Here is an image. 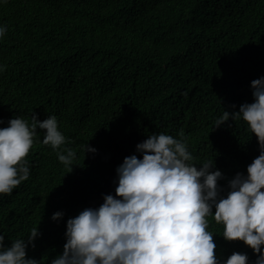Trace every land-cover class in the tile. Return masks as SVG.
Masks as SVG:
<instances>
[{"label":"trees","instance_id":"1","mask_svg":"<svg viewBox=\"0 0 264 264\" xmlns=\"http://www.w3.org/2000/svg\"><path fill=\"white\" fill-rule=\"evenodd\" d=\"M0 120L56 115L60 148L37 129L29 179L0 194L5 245L40 230L28 256L51 264L64 251L67 220L115 193L117 167L151 133H184L191 163L222 170V195L259 155L247 122L216 120L254 100L264 76V0H0ZM98 149L87 152L85 145ZM71 147L73 169L58 158ZM215 209H213L214 211ZM63 211L61 219L53 213ZM216 255L258 254L223 236L209 216ZM264 247V246H262Z\"/></svg>","mask_w":264,"mask_h":264},{"label":"clouds","instance_id":"2","mask_svg":"<svg viewBox=\"0 0 264 264\" xmlns=\"http://www.w3.org/2000/svg\"><path fill=\"white\" fill-rule=\"evenodd\" d=\"M7 31L0 24V39ZM5 66L0 65V71ZM254 100L238 111L224 109L216 127L242 117L257 136L260 152L247 166V175L237 173L222 195L218 183L224 177L212 161L191 163L184 133L176 138L165 132L151 133L137 144L136 154L126 156L117 167L115 193L104 195L98 207H86L67 220L64 251L51 264H249L246 252H233L227 259L216 255L217 244L208 230L209 216L224 225L223 236L240 240L257 254L254 264H264V76L251 81ZM4 121L0 120V124ZM44 129L43 143L60 148L66 137L56 115L29 123L15 115L0 127V194L12 193L29 179L26 157L32 149L37 129ZM87 152L98 149L86 144ZM77 152H58V158L73 169ZM213 209H215L213 211ZM64 216L53 213V219ZM41 235L36 227L27 240L15 239L6 246L0 234V264H41L28 256L31 244Z\"/></svg>","mask_w":264,"mask_h":264}]
</instances>
